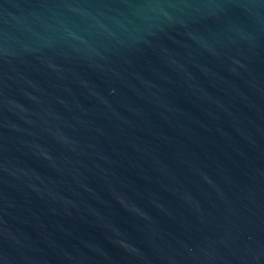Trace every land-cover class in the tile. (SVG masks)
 Returning <instances> with one entry per match:
<instances>
[{"label": "water", "instance_id": "95a60500", "mask_svg": "<svg viewBox=\"0 0 264 264\" xmlns=\"http://www.w3.org/2000/svg\"><path fill=\"white\" fill-rule=\"evenodd\" d=\"M0 264H264V0H0Z\"/></svg>", "mask_w": 264, "mask_h": 264}]
</instances>
